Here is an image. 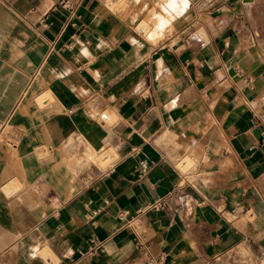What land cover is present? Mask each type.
Here are the masks:
<instances>
[{"label": "crops", "instance_id": "1", "mask_svg": "<svg viewBox=\"0 0 264 264\" xmlns=\"http://www.w3.org/2000/svg\"><path fill=\"white\" fill-rule=\"evenodd\" d=\"M73 1L0 0V264H264V0Z\"/></svg>", "mask_w": 264, "mask_h": 264}, {"label": "built area", "instance_id": "2", "mask_svg": "<svg viewBox=\"0 0 264 264\" xmlns=\"http://www.w3.org/2000/svg\"><path fill=\"white\" fill-rule=\"evenodd\" d=\"M61 7L66 12V22H73L75 18L79 16L78 14V7L79 3L73 1V0H53V6L52 8ZM258 145L260 147H264V136L260 139ZM171 194L168 196H165L157 201L154 202H148L143 208H141L138 211V214L147 212L151 209H159L167 206L168 204V198ZM178 200L180 201V204L182 207L186 208L189 205V200L186 198L185 194H179ZM129 217V211L128 210H121L119 214V218L125 222V225L132 226L133 224V217ZM137 245L141 246L142 242L140 240L137 241ZM165 257L161 254L158 256H151L148 260V264H164Z\"/></svg>", "mask_w": 264, "mask_h": 264}, {"label": "rangeland", "instance_id": "3", "mask_svg": "<svg viewBox=\"0 0 264 264\" xmlns=\"http://www.w3.org/2000/svg\"><path fill=\"white\" fill-rule=\"evenodd\" d=\"M163 22H166L165 20H162ZM88 155V154H87ZM89 156V155H88ZM95 157H93V159H94Z\"/></svg>", "mask_w": 264, "mask_h": 264}]
</instances>
